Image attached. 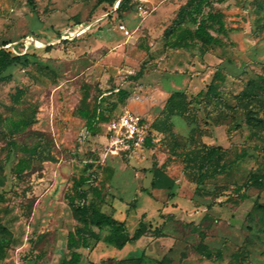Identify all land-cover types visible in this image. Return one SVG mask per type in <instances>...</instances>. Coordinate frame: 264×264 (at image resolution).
Instances as JSON below:
<instances>
[{
  "label": "rangeland",
  "instance_id": "rangeland-1",
  "mask_svg": "<svg viewBox=\"0 0 264 264\" xmlns=\"http://www.w3.org/2000/svg\"><path fill=\"white\" fill-rule=\"evenodd\" d=\"M120 1L0 0V49L19 57L0 80V264H60L69 232L83 227L68 199L82 175L85 203L150 229L127 254L92 224L96 238L71 248L81 264H264V185L250 179L264 176V0L211 1L203 15L221 11L228 34L212 31L218 42L205 53L199 42L164 46L189 0ZM85 85L91 104L117 103L110 116L127 104L145 117L152 145L118 149L104 124L91 133L79 113ZM22 119L31 121L16 130ZM209 146L222 150L200 184ZM24 148L36 154L21 173Z\"/></svg>",
  "mask_w": 264,
  "mask_h": 264
},
{
  "label": "trees",
  "instance_id": "trees-1",
  "mask_svg": "<svg viewBox=\"0 0 264 264\" xmlns=\"http://www.w3.org/2000/svg\"><path fill=\"white\" fill-rule=\"evenodd\" d=\"M109 2H114L115 0H107ZM126 0L120 1V6L125 4ZM213 0H189L185 6H183L174 21L166 28L163 33L164 46L173 49H190L192 46L196 45V42L200 43L201 53H205L208 47L216 44L218 42L215 35L212 33L218 32L224 35L228 34L226 29L224 14L221 11H209L207 15H203L204 9L211 5ZM226 0H217V2H224ZM32 8L35 9V3H31ZM201 16V17H200ZM193 25V26H192ZM19 57L11 55L9 52L0 49V80H4L10 77L8 70L12 67ZM145 66L142 65L140 70L134 76L138 79L143 76ZM25 93L24 89H16V92L12 95L15 104H19ZM204 91H200L198 96L202 95ZM129 93L126 90L120 89L117 93L118 101L124 102L128 97ZM173 95V94H172ZM89 94V88L85 85L84 93L81 99V107L79 113L83 119L86 121V127L91 133H95L100 123L107 122L110 118V110H114L117 107V103H113L111 107H102L101 101L91 104ZM172 98V97H171ZM171 98L168 103L171 102ZM31 120L22 119L15 123V129L19 130L23 126H27ZM158 129V128H157ZM152 145V138H148L145 145L150 147ZM25 153H29V158H22L17 164L18 172H24L29 166L30 161L36 154L35 148H24ZM222 150L219 146H209L208 156L206 162L199 163V178L198 182L202 184L210 175L214 174L211 171L210 166L213 165L216 156ZM90 168L92 165H88ZM226 165L222 163L218 166V170H225ZM112 176V169H109ZM90 175H82L80 177L74 178L72 188L74 193L69 195L68 199L74 208L79 221L82 222L83 227L77 228L76 232H69L68 234V245L69 253L62 257L60 264H79L81 254L76 249L80 245H85L89 238H96L93 233L91 225L94 224L99 228H108L109 233L104 236L103 241L106 243L122 249L128 243H133L139 240L143 235H145L150 226L145 222L141 221L139 225L131 231L125 220L117 219L116 217L100 212L95 201L91 203H85L84 200L87 197L86 192L82 187L90 181ZM251 181L264 185V176L253 174L250 177ZM250 181V180H249ZM154 186H157V180L154 178L152 181ZM248 185V184H247ZM242 187H237V193H240ZM91 192L95 199L104 200V194L102 190L97 186L91 187ZM245 193L240 194V198H246ZM5 196L0 194V203L5 201ZM88 214L90 217H88ZM5 255V247L0 244V259Z\"/></svg>",
  "mask_w": 264,
  "mask_h": 264
},
{
  "label": "built area",
  "instance_id": "built-area-1",
  "mask_svg": "<svg viewBox=\"0 0 264 264\" xmlns=\"http://www.w3.org/2000/svg\"><path fill=\"white\" fill-rule=\"evenodd\" d=\"M119 1L117 2L118 7ZM120 30L127 36H130V31L126 25L120 24ZM68 36H75L79 31L67 29ZM32 40L28 41V43ZM106 127V134L110 138L112 145L118 149L129 150L138 147H143L148 138L149 124L145 117L133 111L127 104L120 108V111L110 116L107 122L100 123Z\"/></svg>",
  "mask_w": 264,
  "mask_h": 264
},
{
  "label": "crops",
  "instance_id": "crops-1",
  "mask_svg": "<svg viewBox=\"0 0 264 264\" xmlns=\"http://www.w3.org/2000/svg\"><path fill=\"white\" fill-rule=\"evenodd\" d=\"M94 22L95 21H92L89 25H88V27L87 28H89L92 24H94ZM69 29H72V28H69ZM74 29V28H73ZM87 29H85V31H86ZM80 31V30H79ZM84 31V30H83ZM33 40H36V39H33ZM59 40L61 41V40H64V37H62V38H59ZM36 41H38V40H36ZM100 102V101H99ZM146 119V118H145ZM138 241V240H137ZM129 244V243H128ZM126 246V245H125ZM123 247L122 249H119L120 250V252H127V250L128 249H125L126 247ZM80 254H81V258H80V262H79V264H81L82 263V261H83V259H84V255H83V253L79 250V249H76ZM127 254H128V252H127ZM122 257H118L117 259H121Z\"/></svg>",
  "mask_w": 264,
  "mask_h": 264
}]
</instances>
